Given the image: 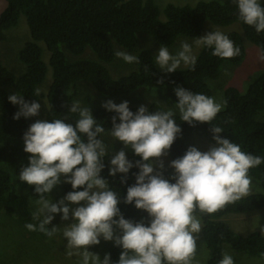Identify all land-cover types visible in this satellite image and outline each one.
<instances>
[{
    "label": "clouds",
    "instance_id": "obj_1",
    "mask_svg": "<svg viewBox=\"0 0 264 264\" xmlns=\"http://www.w3.org/2000/svg\"><path fill=\"white\" fill-rule=\"evenodd\" d=\"M238 19L264 33V0H232ZM199 48L212 50V55L227 59L240 53L228 35L212 30L191 43L181 41L177 50L161 45L154 55L156 66L164 73L194 68ZM116 57L128 64L139 57L117 50ZM43 90L37 89L40 96ZM177 101L161 110H149L140 105L133 112L127 100L115 103L109 99L102 107L109 113L112 126L107 129L93 116L89 104L74 100L68 106L69 117L37 119L23 134V151L28 153L18 178L38 194L32 218L26 229L39 230L49 238L61 234L70 256L76 264H207V254L198 247L203 215H213L226 205L248 197L254 190L249 172L264 164V156L243 150L241 145L222 137L224 129L212 123L224 107L215 97L192 92L182 86L174 89ZM8 101L19 110L13 119L36 117L41 111L38 100L27 101L19 92ZM195 126L208 123L214 143L201 151L190 146L181 157L172 159L165 175V157L181 135V123ZM74 119L75 123L67 122ZM110 136L123 148L114 154V147L105 141ZM130 151L139 159L128 158ZM108 176L127 186L126 196L114 189L102 176ZM138 169L132 172L133 169ZM135 182L128 185L129 174ZM61 183L71 185L59 200L51 196ZM132 205L147 213V219L126 218L120 205ZM60 215L63 226H52ZM261 234L264 226L257 224ZM112 242L121 249L118 259L111 253L103 257L90 251L101 241ZM217 264H235L227 250Z\"/></svg>",
    "mask_w": 264,
    "mask_h": 264
},
{
    "label": "trees",
    "instance_id": "obj_2",
    "mask_svg": "<svg viewBox=\"0 0 264 264\" xmlns=\"http://www.w3.org/2000/svg\"><path fill=\"white\" fill-rule=\"evenodd\" d=\"M10 5L0 19V47L7 42V32L24 21L30 38L18 52V68L6 67L0 58V210L8 215L18 214L23 221H29V200H37L34 188L21 182L18 174L22 165L28 163V153L23 151V134L34 122V117L13 119L19 106L8 101L10 94L19 92L32 102L47 100L46 120L69 117L68 106L78 100L89 104L93 116L107 129L112 126L111 117L103 107L106 98H135L139 104H130L135 112L140 105L149 110H161L158 102L163 99L161 88L184 87L192 92H203L212 96L207 80L220 77L225 63L240 64L246 55L245 39L255 44L264 58V33L242 23L237 16L232 0L201 1L195 6L168 4L165 21L159 19V8L153 0H9ZM217 26L239 24L243 34H228L240 53L232 58L222 59L212 55V50L202 48L197 55L194 68H183L174 73H164L155 64L151 51L141 50L137 56L136 70L120 78H113L108 65L115 58L114 43L132 53L138 47V33L144 32L159 44L172 47L181 36L195 38L203 31L205 22ZM49 52L48 62L44 59V47ZM51 68L53 80L47 94L36 95ZM136 93V94H135ZM152 93L151 103L147 98ZM177 101V100H176ZM114 102H117L115 100ZM148 103V104H147ZM264 111V72L254 79L243 94L235 87L224 92V107L213 124L224 129L227 137L241 145L243 150L264 156V121L257 119ZM181 123L182 133L167 154L171 159L181 157L189 146L193 134H201L211 143L212 133L208 123L191 126ZM67 122L75 123L74 119ZM109 137V136H108ZM107 137V138H108ZM118 142V141H117ZM120 143V142H118ZM122 144V143H120ZM114 154V152L112 153ZM128 158L137 160L129 151ZM11 171L10 174L3 167ZM102 176L110 185L120 191L121 199L126 196L127 186L107 174ZM138 169H133L136 172ZM165 175H172L165 170ZM249 175L259 181L264 189V164L250 170ZM135 182L129 174L128 185ZM71 185H63V193L71 191ZM264 207V194H250L240 201L226 205L213 215H203L202 236L209 252L207 264H217L225 247L264 260V236L259 232L237 235L222 217L231 214H248ZM126 218L134 221L147 219V213L132 205H120ZM38 232H41L38 230ZM43 233V232H41ZM121 249L110 250L113 260L118 259Z\"/></svg>",
    "mask_w": 264,
    "mask_h": 264
},
{
    "label": "rangeland",
    "instance_id": "obj_3",
    "mask_svg": "<svg viewBox=\"0 0 264 264\" xmlns=\"http://www.w3.org/2000/svg\"><path fill=\"white\" fill-rule=\"evenodd\" d=\"M159 8V19L165 21L164 9L168 4H174L177 6H195L201 1H214V0H153ZM224 2L225 0H216ZM23 17L18 26L7 32V42L0 47V58L2 64L9 68H15L19 71L18 66V52L21 47L30 38V33L26 27ZM212 30H219L226 35L231 32H240L243 34L242 27L239 24H232L229 26H217L210 21L205 22L203 26L202 33L197 37H202ZM138 47L137 50L130 53L117 43H114L115 52L117 50L126 51L130 54L137 55L141 50L147 49L155 55L156 51L159 49L161 44H159L154 38L147 35L144 32L138 33ZM196 38V37H195ZM195 38L181 36L177 39L176 43L170 47V51L177 50L181 41L192 42ZM41 45L44 47V59L46 62L49 60V52L43 43ZM246 55L243 61L234 65L231 63L223 64L221 68L220 77L216 80H207V85L212 91V97H215L219 102L224 104V92L229 87L237 88L241 93H245L248 89L249 84L256 79L261 73L264 72V58L261 50L255 44L249 42L245 39ZM202 48L195 49L194 51L198 55ZM17 57V59H16ZM108 69L113 78L117 79L122 76L129 74L136 70V63L128 64L124 62L121 58L116 57L115 60L110 63ZM183 69V67L181 68ZM53 80V75L51 68L47 73L45 81L40 86L42 93L45 95L48 92ZM175 88H161L153 90L152 92H161L163 99H159V103L164 107H171L173 103L176 102L177 98L174 93ZM136 94V93H135ZM152 93L147 98L148 103H151ZM109 100L111 98H106ZM111 100H117V104L125 101L126 98H112ZM127 101L130 104H139L137 99L129 98ZM41 111L38 116L34 117V122L37 119L46 120L47 115V100L43 98L40 102ZM147 103V104H148ZM178 114V113H177ZM258 120L264 121V111L257 117ZM33 122V123H34ZM105 137L106 143L114 147V153L121 150L123 145L115 142L110 136ZM213 143H211L206 137L201 134H193L189 140V146H196L201 151H206ZM129 156V151L125 150ZM165 162V170L173 172L171 168H168V163L172 160L168 155L163 157ZM6 159L3 161L2 167L9 171L5 166ZM254 184V190L251 194H264V189L259 181L252 178ZM61 183L58 185L51 196L54 200H59L65 194L63 193V185ZM36 207V200H29V221H23L18 214L8 215L4 211L0 210V264H76V257L70 256L68 254V249L66 247V241H64L61 234H57L53 238H49L44 232H38V230L30 231L26 229L25 225L27 223H36L32 218V213ZM222 221L226 222L232 230L241 236L248 235L252 232H260V229L256 226L260 223L264 226V207L258 211H254L248 214H231L222 217ZM71 221H62L60 215H57L52 221V226H63ZM264 236V234H262ZM202 245L203 251L209 257V252L206 248L205 241L203 239L202 233L200 234V240L198 241V247ZM112 242L101 241L98 246H92L89 250L98 253L101 257L106 252H110L113 248ZM225 250L229 251L235 259V264H264V260L258 257L249 256L243 253L236 252L232 250L229 246L225 247ZM208 261V259H207Z\"/></svg>",
    "mask_w": 264,
    "mask_h": 264
},
{
    "label": "water",
    "instance_id": "obj_4",
    "mask_svg": "<svg viewBox=\"0 0 264 264\" xmlns=\"http://www.w3.org/2000/svg\"><path fill=\"white\" fill-rule=\"evenodd\" d=\"M10 5L9 0H0V19Z\"/></svg>",
    "mask_w": 264,
    "mask_h": 264
}]
</instances>
